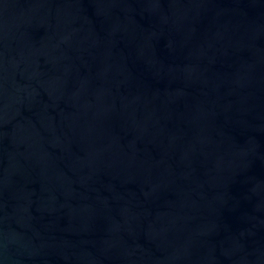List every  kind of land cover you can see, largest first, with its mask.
Listing matches in <instances>:
<instances>
[{
    "label": "water",
    "instance_id": "1",
    "mask_svg": "<svg viewBox=\"0 0 264 264\" xmlns=\"http://www.w3.org/2000/svg\"><path fill=\"white\" fill-rule=\"evenodd\" d=\"M0 264H264V0H0Z\"/></svg>",
    "mask_w": 264,
    "mask_h": 264
}]
</instances>
